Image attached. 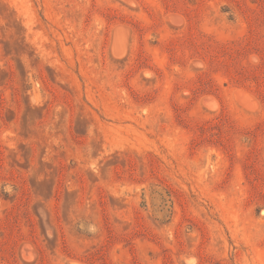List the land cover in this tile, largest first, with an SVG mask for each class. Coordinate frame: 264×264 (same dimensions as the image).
I'll use <instances>...</instances> for the list:
<instances>
[{
  "label": "rangeland",
  "instance_id": "obj_1",
  "mask_svg": "<svg viewBox=\"0 0 264 264\" xmlns=\"http://www.w3.org/2000/svg\"><path fill=\"white\" fill-rule=\"evenodd\" d=\"M0 264H264V0H0Z\"/></svg>",
  "mask_w": 264,
  "mask_h": 264
}]
</instances>
